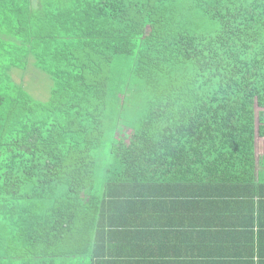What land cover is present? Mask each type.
<instances>
[{"label": "trees", "instance_id": "16d2710c", "mask_svg": "<svg viewBox=\"0 0 264 264\" xmlns=\"http://www.w3.org/2000/svg\"><path fill=\"white\" fill-rule=\"evenodd\" d=\"M211 228L219 255L183 260L264 264V0H0V264H133Z\"/></svg>", "mask_w": 264, "mask_h": 264}, {"label": "crops", "instance_id": "0c3cea01", "mask_svg": "<svg viewBox=\"0 0 264 264\" xmlns=\"http://www.w3.org/2000/svg\"><path fill=\"white\" fill-rule=\"evenodd\" d=\"M164 218H169L167 215ZM163 218V219H164ZM233 222L236 223L235 218L233 219ZM165 229V228H164ZM171 230H159V231H175L173 228H168ZM256 231V229H253ZM146 231V230H145ZM233 228H231L230 231L228 229H219V228H211L209 230H188L187 234L191 235V240L189 241L188 238H180L179 240L168 239L164 238L165 235H158L157 238L154 239L155 245L158 250L149 251V246L146 244V241H142L141 244L135 245V254L137 253H143L140 258L133 257L132 261L133 264H165L167 260L166 258H162L159 254L160 250H165L167 252H172V255L174 256L172 264H175L178 260H176L178 257H180V263L182 264H190L187 262V260H183V257L185 256V253L190 251H196L198 253H201V251H204L203 247L212 254L218 256L220 253V247L217 246V242H225L229 240L228 238L232 236ZM195 242V244H192V242ZM171 244H174V246H171ZM264 245V244H263ZM206 252V251H205ZM218 254V255H217ZM171 264V263H170ZM216 264H243L242 260H226L225 262L219 261Z\"/></svg>", "mask_w": 264, "mask_h": 264}, {"label": "rangeland", "instance_id": "374dc122", "mask_svg": "<svg viewBox=\"0 0 264 264\" xmlns=\"http://www.w3.org/2000/svg\"><path fill=\"white\" fill-rule=\"evenodd\" d=\"M11 74L14 81L21 83L34 99L43 101L48 97L51 81L44 73L36 71L30 65L24 74L18 70H12Z\"/></svg>", "mask_w": 264, "mask_h": 264}]
</instances>
